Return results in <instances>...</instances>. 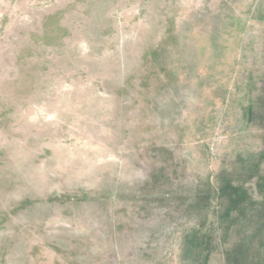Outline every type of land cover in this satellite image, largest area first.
<instances>
[{"label":"rangeland","instance_id":"rangeland-1","mask_svg":"<svg viewBox=\"0 0 264 264\" xmlns=\"http://www.w3.org/2000/svg\"><path fill=\"white\" fill-rule=\"evenodd\" d=\"M0 264H264V0H0Z\"/></svg>","mask_w":264,"mask_h":264}]
</instances>
